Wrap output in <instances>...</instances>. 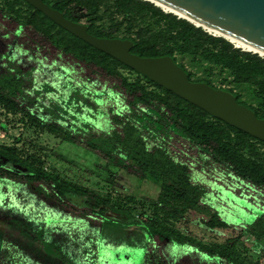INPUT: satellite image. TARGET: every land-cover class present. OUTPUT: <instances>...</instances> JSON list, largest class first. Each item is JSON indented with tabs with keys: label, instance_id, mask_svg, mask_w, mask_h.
Instances as JSON below:
<instances>
[{
	"label": "trees",
	"instance_id": "trees-1",
	"mask_svg": "<svg viewBox=\"0 0 264 264\" xmlns=\"http://www.w3.org/2000/svg\"><path fill=\"white\" fill-rule=\"evenodd\" d=\"M0 1L3 4L0 14L18 24L21 30L26 28L39 36L55 50L84 66L91 75L117 81L110 90H98L94 79L85 77L75 81L60 64L22 68L19 56L13 57L8 52L5 54L16 71L5 64L0 72V108L8 114H20L28 125L95 155L99 161L95 167L103 171L108 185L116 184L117 170H122L159 188L157 196L150 201L152 217L142 221L120 204L112 203L109 195H100L63 178L53 169L47 170L35 155L23 156L16 146L21 139H15L11 145L0 143V219L5 221L4 235L0 238V264H88L86 255L90 252L82 251L88 247L86 239L71 235L68 227L61 224L70 220L64 216L72 213V208L80 209L76 212L78 220L98 219L105 230L141 227L144 250L137 252L133 246L134 250L129 251L131 259L130 254L127 256L128 264L137 261L138 264H167L146 249L155 237L177 247H191L227 264H243L235 249L239 237L204 244L181 233L175 224L183 221L188 212L206 211L210 218L196 220L195 224L210 232L228 229L231 223L226 222L225 217L231 214L224 211L219 215V206L217 212L212 211L213 189L203 180L219 178L223 183L229 180L245 184L252 192H264V142L209 115L95 49L25 1ZM42 1L65 18L84 24L87 32L95 37L132 41L130 52L133 54L171 57L190 81L230 92L239 104L264 119V57L236 48L228 40L145 0ZM176 54L189 56L197 63L206 62L210 68L217 67L219 73L228 72L233 84L249 90L257 100L256 105L241 101V95L232 88L193 80L191 71L177 62ZM121 70L138 77L129 81ZM24 74L28 77L23 78ZM35 77L41 80V85L32 89V93L38 91L37 96L47 103L37 102L36 110L26 109L18 99L24 96L26 83L35 85L32 80ZM114 90L120 93L115 94ZM108 101L113 104L107 106L105 112L100 107ZM120 101L124 103L122 108L114 109ZM103 116L107 119L104 128L98 122ZM0 128H4L1 123ZM59 157L65 160L64 156ZM197 173L203 175V180ZM4 190L6 194L2 195ZM257 200L256 203L260 201ZM248 203L237 208L231 217H238L239 210L247 214L254 212L252 221L243 220L234 225L253 240L258 250L260 241H264V204H253V207ZM62 208H66L63 210L67 213ZM108 211L124 215L112 219L106 216ZM107 251V256L110 253L115 256L114 251ZM92 255L93 262H103L105 255L98 250L92 251ZM109 260L117 264L115 257Z\"/></svg>",
	"mask_w": 264,
	"mask_h": 264
},
{
	"label": "rangeland",
	"instance_id": "rangeland-1",
	"mask_svg": "<svg viewBox=\"0 0 264 264\" xmlns=\"http://www.w3.org/2000/svg\"><path fill=\"white\" fill-rule=\"evenodd\" d=\"M2 2L0 1V8L2 7ZM24 8V7H23ZM83 22V20H82ZM107 25V22L104 23ZM19 28V29H17ZM16 33V34H15ZM212 34V33H211ZM17 37H16V36ZM118 35L122 36L123 33ZM218 36V35H214ZM31 38V39H30ZM15 39V40H14ZM11 49V55L19 56L23 63H20L22 68L25 66H38L47 65L51 63L60 64L67 69L69 77L75 81H81L85 77H90L94 79L97 83V89L110 90L112 84L116 83L115 80L104 79L99 75H91L84 66L76 63L71 57L65 56L59 51L55 50L46 41L41 39L37 35L31 34L26 28L18 26V24L11 22L8 18L3 17L0 14V72L4 68L3 66L8 65L10 69L15 70L12 62L7 58V55L3 53ZM177 62L185 66L188 71H191L193 80H206L210 82L215 87L222 88H232L235 92L241 95L240 100L248 105L255 106L257 100L252 97L249 90L243 85H235L231 82L230 75L228 72L219 73L217 67H211L206 62H194L189 56H181L176 54ZM13 63L15 62L12 60ZM120 73L126 77L129 81L135 80L138 75L127 71L121 70ZM22 77L27 78L26 75ZM34 86L28 85L26 83V88L24 96L18 99L19 104L26 109L36 110L37 102L47 101L41 96H37L32 93V89H38L41 80L38 77L32 79ZM86 81V80H85ZM27 82V80H26ZM115 94H119V90L113 91ZM112 101H108L103 104L100 109L106 112L107 106L112 105ZM123 102H119L118 105L114 107L122 108ZM100 110V111H101ZM104 112V113H105ZM99 117L98 122L102 127H106L107 119ZM22 116L20 114H8L0 108V123L4 128H0V143L5 145L14 144L15 139H21L16 146L22 151L23 156L35 155L43 162V166L47 170H55L60 176L66 178L76 184L87 187L100 195H109L112 203H118L123 209H128L130 215L134 218H139L142 221H147L149 217H152V206L151 200L154 199L159 188L153 186L152 184L141 181L134 176L126 174L122 170H117V178L115 185H108L104 179V173L100 169L95 167L96 163H99L96 156L87 152L84 148L78 145L67 143L60 138L46 132L40 131L26 122L24 119L21 120ZM59 155L65 157V160L60 158ZM197 177L203 180V175L197 173ZM204 184H207L213 192V199L210 206L212 211L217 212V207L221 209L218 212L221 215L224 211L230 213L231 216L236 214V209L241 208V206H247L248 204H258L263 206L264 204V192L256 193L252 192L249 187L244 185H239L238 183H232L227 180L222 182L219 178H211L209 180H203ZM216 187H220L217 189ZM211 192V193H212ZM6 194L5 190L2 195ZM260 201L256 203L258 200ZM244 200V201H242ZM246 201V202H245ZM252 203V204H251ZM253 207H255L253 205ZM66 209V208H62ZM72 213L66 214V218H69L68 222H62V225L68 227L71 235L76 237H84L86 239L87 246L82 249L84 252H90L86 256L88 264H113L110 261L115 257L116 263L118 264H128L131 259L129 252L134 250L135 247L137 252L144 250L143 243L144 239L142 236V228L138 226H127L123 227L122 230H116L112 227L106 228V230L100 225L99 220H89V222L80 221L77 218V213L79 210L72 208ZM219 211V209H218ZM238 217L226 216L225 221L231 223L228 229L217 230V232L206 231L197 224L194 223L196 220L204 219L208 220L210 215L205 212H188L186 218L183 221L175 224L176 228L183 234H189L196 240L207 244V243H223L227 239H234L239 237V240L235 246L238 259L243 262V264H264V241H260L261 247L256 250L253 240L247 236L239 226L234 225L235 223L240 224L244 221H252L251 214H247L242 210H239ZM67 213L66 210H63ZM124 215V213H115L108 211L106 216L112 219H119ZM222 216V215H221ZM59 224V220L55 221ZM4 235H0V238ZM2 243L0 241V247ZM4 249V248H3ZM99 251V254H103V262L99 260L94 261V256L92 251ZM147 251H152L157 254L165 261L167 264H192L196 261L206 262L208 264H227L225 261H218L215 258H210L205 256V254L196 251L191 247H177L173 244L167 242V240L159 241L157 237L153 238L146 247ZM8 255L11 256L12 252L8 249ZM96 250V251H95ZM114 251L115 256L110 253L107 256L108 251ZM130 254V255H129ZM129 255V260L127 256ZM109 257V259L107 258ZM124 258V259H123ZM137 261L136 264H138ZM135 264V262H132Z\"/></svg>",
	"mask_w": 264,
	"mask_h": 264
},
{
	"label": "water",
	"instance_id": "water-1",
	"mask_svg": "<svg viewBox=\"0 0 264 264\" xmlns=\"http://www.w3.org/2000/svg\"><path fill=\"white\" fill-rule=\"evenodd\" d=\"M23 1L95 49L108 54L209 115L264 142V119L257 118L253 111L239 104L230 92L213 88L203 82L190 81L186 72L171 57H140L130 52L133 46L130 40L95 37L87 32L84 24L65 18L42 0ZM145 1L201 27L208 33L211 32L204 27L219 33L218 37L231 43L236 41L252 50H244L233 43L236 48L264 57V0Z\"/></svg>",
	"mask_w": 264,
	"mask_h": 264
},
{
	"label": "bare ground",
	"instance_id": "bare-ground-1",
	"mask_svg": "<svg viewBox=\"0 0 264 264\" xmlns=\"http://www.w3.org/2000/svg\"><path fill=\"white\" fill-rule=\"evenodd\" d=\"M166 9V8H165ZM194 23H196L197 25H201V26H203L202 24H199L198 22H195V21H193ZM205 29H207L208 31H210L211 33H215L216 35H218L219 33H216V32H214V31H212V30H210V29H208V28H206V27H204ZM232 41V40H231ZM232 43H234L237 47H240V48H243L244 50H252L251 48H249L248 46H245V45H242V44H240V43H238V42H236V41H232ZM262 55H264L263 53H262Z\"/></svg>",
	"mask_w": 264,
	"mask_h": 264
},
{
	"label": "crops",
	"instance_id": "crops-1",
	"mask_svg": "<svg viewBox=\"0 0 264 264\" xmlns=\"http://www.w3.org/2000/svg\"><path fill=\"white\" fill-rule=\"evenodd\" d=\"M5 231V221L0 219V235Z\"/></svg>",
	"mask_w": 264,
	"mask_h": 264
},
{
	"label": "flooded vegetation",
	"instance_id": "flooded-vegetation-1",
	"mask_svg": "<svg viewBox=\"0 0 264 264\" xmlns=\"http://www.w3.org/2000/svg\"><path fill=\"white\" fill-rule=\"evenodd\" d=\"M8 52L11 54V49H9L8 51H5V52L3 53V55H4L5 53H8ZM35 67H36V66H35ZM37 67H38V66H37ZM37 67H36V68H37ZM1 220H2V219H1Z\"/></svg>",
	"mask_w": 264,
	"mask_h": 264
},
{
	"label": "built area",
	"instance_id": "built-area-1",
	"mask_svg": "<svg viewBox=\"0 0 264 264\" xmlns=\"http://www.w3.org/2000/svg\"><path fill=\"white\" fill-rule=\"evenodd\" d=\"M259 264H261V263H259Z\"/></svg>",
	"mask_w": 264,
	"mask_h": 264
}]
</instances>
